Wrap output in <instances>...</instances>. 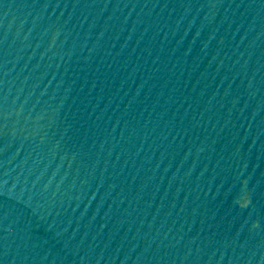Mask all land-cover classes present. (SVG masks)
<instances>
[{
  "label": "water",
  "instance_id": "95a60500",
  "mask_svg": "<svg viewBox=\"0 0 264 264\" xmlns=\"http://www.w3.org/2000/svg\"><path fill=\"white\" fill-rule=\"evenodd\" d=\"M0 264H264V0H0Z\"/></svg>",
  "mask_w": 264,
  "mask_h": 264
}]
</instances>
